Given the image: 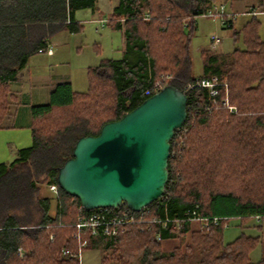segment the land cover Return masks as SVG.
<instances>
[{
  "label": "trees",
  "instance_id": "trees-1",
  "mask_svg": "<svg viewBox=\"0 0 264 264\" xmlns=\"http://www.w3.org/2000/svg\"><path fill=\"white\" fill-rule=\"evenodd\" d=\"M98 1L0 0V130L11 116L12 85L30 59L46 51L61 30L81 31L75 12L95 10ZM234 1L224 0L230 7ZM216 2L119 0L108 25L123 31L132 56L89 68L84 92L61 83L51 89L49 103L31 106L32 146L0 165V264H79L76 223L85 210L59 187V169L81 137L99 135L105 124L122 119L166 86L186 92L188 114L171 141L164 196L141 212L126 204L119 209L147 222L183 218L197 207L203 217L226 220L191 231L190 222L163 229L136 221L115 238L85 230L81 238L88 241L87 249L102 246L103 264H264V259H250L260 237L243 234L224 241V226L231 220L264 218V0L253 3L248 13L257 15L241 29L227 27L233 31L232 53L203 51L204 74L195 78L196 19ZM210 76L228 85L219 89L215 104L206 89L188 91ZM227 98L236 113L224 104ZM50 184L57 194L46 190L42 195L41 185ZM144 212L149 213L143 218ZM158 235L189 240L164 254Z\"/></svg>",
  "mask_w": 264,
  "mask_h": 264
},
{
  "label": "water",
  "instance_id": "water-1",
  "mask_svg": "<svg viewBox=\"0 0 264 264\" xmlns=\"http://www.w3.org/2000/svg\"><path fill=\"white\" fill-rule=\"evenodd\" d=\"M184 91L166 86L99 135L81 137L58 185L87 211L123 204L141 212L165 193L175 131L187 120Z\"/></svg>",
  "mask_w": 264,
  "mask_h": 264
},
{
  "label": "rangeland",
  "instance_id": "rangeland-1",
  "mask_svg": "<svg viewBox=\"0 0 264 264\" xmlns=\"http://www.w3.org/2000/svg\"><path fill=\"white\" fill-rule=\"evenodd\" d=\"M118 1L119 0H99L95 10H79L76 14V18L82 24V30L73 33L68 29L61 30L53 35L48 42V48H52L55 52L53 57L49 56L47 53H40L30 59L28 66L20 73L18 81L12 85V92H17L18 95L17 97H12L13 105L11 109H13V107H20V111L17 117L7 118L5 121V126L7 128L26 127L24 123L28 120L24 117L27 114L30 119V112L24 106L49 103L50 91L56 83L66 81L70 78L74 82L73 88L76 91L84 92L88 89L89 85V68L97 66L104 59L122 58L123 32L108 25L109 18L114 8L117 6ZM255 1L256 0H236L234 1L233 7H230L224 0H217L209 11L213 6H226L228 14H238L233 24L235 29L239 30L250 20L251 14L257 15L256 11L248 13ZM209 11L204 14L203 17H198L196 19L197 28L191 45L192 74L195 78H199L204 74V50H212L215 53L221 54H230L234 49L232 38L233 31L224 27L219 19L208 17L207 14ZM260 19L262 20L260 34L264 38V17L260 16ZM213 36H217L221 39V43L217 46L216 50H213L211 45V38ZM226 100L228 101V98ZM229 105L230 104L226 105V107L231 112L236 113L237 109ZM12 113L13 110H11V114ZM18 152L19 151H17V155ZM15 159L12 158L9 163L13 162ZM51 185L52 184L49 186L41 185V194L44 195L46 190H50L53 194H57L51 191ZM191 222H194L192 225L194 227H190V231L197 230L198 228L207 230L210 228V226H206L207 224L204 221ZM224 227L225 243L232 242L243 234L260 237L261 243L250 254V259L252 263H257L264 259V219L262 221L250 219L246 222L240 219H233ZM188 237L185 238L184 236L183 238H177L176 236H172L162 240V252L164 254H169L175 247L185 245L189 240ZM100 248H102V246L90 249H87V247L83 248L81 255L82 264H103L102 259L104 257V252ZM78 251L76 254H78ZM21 253H23V251ZM110 264H113V262L110 261ZM133 264H140V261L137 260Z\"/></svg>",
  "mask_w": 264,
  "mask_h": 264
},
{
  "label": "built area",
  "instance_id": "built-area-1",
  "mask_svg": "<svg viewBox=\"0 0 264 264\" xmlns=\"http://www.w3.org/2000/svg\"><path fill=\"white\" fill-rule=\"evenodd\" d=\"M207 16L211 18L219 19L221 21V24L224 27H231L232 25H234L233 23L238 17V14H235V13L228 14L226 11V6L219 5V6H213V8L209 11ZM220 43H221V39L219 37L213 36L211 38V45H212L213 50H216L217 46ZM47 50L51 52L50 48H48ZM195 88H203V89L208 90L209 95L212 99V103L215 104L216 98L219 93V89L224 88L227 90L228 85L225 81H221L217 76H210V77L198 79L194 85L190 86L188 91L194 90ZM224 104L228 105V101L225 100ZM50 189L54 193L58 192V188L56 185L52 184L50 186ZM163 196L160 199H162ZM161 204L162 206H164L163 203H160V205ZM197 208L193 211H190V212L188 211L185 214V217L183 218H177V219L156 218V219H152L147 222V220H138L137 218H135V215L131 213L122 212L119 209V207L118 208L97 209L93 211H87L82 207V209L85 210V212H83L79 216L78 222L76 224V228H77L76 239L79 243L80 249L78 251V254L75 255V257L78 258L79 264H82L81 262L82 261L81 260L82 249L88 246V241L83 240L81 238L82 233L85 230H88L91 236L93 237L101 236V237H106V238H115L122 228H125L127 225L135 223L136 221H139V223L146 224L149 226L159 225L164 229V228H167L169 224H173V223L177 225V227H181L183 222L204 221L207 224L206 226H210L212 223L217 224L220 220L226 219V218L203 217L198 213ZM146 213H149V212H144L142 214L143 218L145 217ZM254 219L258 221H262L264 218H261L260 216H256ZM158 240L159 241L162 240L161 235H158Z\"/></svg>",
  "mask_w": 264,
  "mask_h": 264
},
{
  "label": "crops",
  "instance_id": "crops-1",
  "mask_svg": "<svg viewBox=\"0 0 264 264\" xmlns=\"http://www.w3.org/2000/svg\"><path fill=\"white\" fill-rule=\"evenodd\" d=\"M82 10H85V9H82ZM78 11L75 12L74 18H75L76 22L80 23V21H78L76 18V14ZM122 45H123V47L121 49V53H122L121 59H123L127 54L132 56V53L131 54L128 53L127 46L125 43V39H124ZM50 49H51V52L46 50L43 53H47L49 56L53 57L55 52L53 51L52 48H50ZM121 59H115V60H121ZM61 83H70L72 85V87L74 86V84H73L74 82L70 78H68L66 81H61L59 83H56V85L61 84ZM56 85H54V86H56ZM17 95H18L17 92L15 93L13 91V96L17 97ZM35 105H42V104H35ZM35 105H28V106L25 105L24 107L27 110H29V112H30L31 106H35ZM12 110H13V113L11 114L10 117H17L18 113L20 111V107H13ZM24 118L26 120H28L26 123H24L26 127H22V128L10 127V128H5V129L0 130V164H8L10 162V160H12V158L17 159L19 156V154L17 155V151L25 150V149H28L32 146V135H31V130H30L31 113H30V119H29V116H27V114ZM193 224H194V222H190V225H191L190 227L193 228L194 227V226H192ZM260 228H262V227H260Z\"/></svg>",
  "mask_w": 264,
  "mask_h": 264
}]
</instances>
